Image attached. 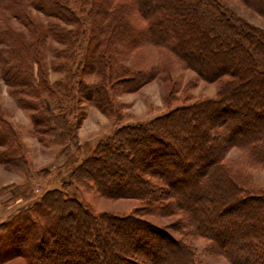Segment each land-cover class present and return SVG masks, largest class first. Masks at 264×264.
Returning <instances> with one entry per match:
<instances>
[{"label": "trees", "instance_id": "1", "mask_svg": "<svg viewBox=\"0 0 264 264\" xmlns=\"http://www.w3.org/2000/svg\"><path fill=\"white\" fill-rule=\"evenodd\" d=\"M70 1L31 3L51 17L60 16L66 24L79 21ZM244 2L264 14V0ZM77 3L86 13L84 24L90 25V35L82 57L72 62L77 63V71L100 77L99 83L87 88V94L109 98L107 86L136 90L163 73L167 66L161 61L146 68L123 63L126 55L148 44L170 52L201 78L218 81V93L215 98L182 104L151 120L116 129L73 168L72 176L107 197L140 200V211L95 216L64 188H55L35 204L48 208L40 209L41 221L32 218L33 213L27 217L16 214L18 224L9 228L12 247L24 248L31 264H52V257L60 261L57 264L64 262L60 255L66 247L59 246L67 239L90 249L91 256L103 262L109 258V264L119 257L126 264H142L138 260L147 262L148 256L163 258L160 264H199L187 242L141 216L147 211L158 216L177 215L176 231L183 234L188 230L187 234L207 239L208 251L223 255L232 264H264V192L254 189L248 174L237 173L224 162L228 148L236 146L252 164L264 165V31L236 16L219 0ZM85 4L90 8L84 9ZM46 30L60 42L71 43L69 31L62 33L53 25ZM72 97L77 99L74 93ZM227 111L232 118H221ZM49 112L56 126L67 119ZM259 117L261 121L256 119ZM250 123L253 127L245 128ZM66 128L60 127L62 132ZM235 128L244 129V133L234 137ZM190 182L194 187L186 190ZM71 231L73 236L65 237ZM122 237L132 244L130 255L128 250L111 254L109 246ZM160 238L169 242L164 255ZM27 244L36 251H30ZM65 262L77 264L74 257Z\"/></svg>", "mask_w": 264, "mask_h": 264}, {"label": "rangeland", "instance_id": "2", "mask_svg": "<svg viewBox=\"0 0 264 264\" xmlns=\"http://www.w3.org/2000/svg\"><path fill=\"white\" fill-rule=\"evenodd\" d=\"M219 1L236 16L264 31V14L244 0ZM70 4L77 9L79 21L65 24L60 16L51 17L38 10L31 0H0V264L32 263L24 248L12 247L14 241L9 238L12 237L9 228L18 224V215L25 217L27 213H33L32 218L41 221L40 209L47 211L48 208L35 204H40L44 193L52 189L64 188L95 216L104 213L123 216L140 211L143 205L140 200L107 197L97 187L84 185L79 177L72 176L73 168L94 153L99 142L114 134L116 129L151 120L182 104L215 98L218 93V81L201 78L170 52L148 44L126 55L123 63L146 68L161 61L167 66L163 73L136 90L125 91L120 85L114 89L107 86L109 98L87 94V88L99 83L100 77L77 71V63L72 62L80 60L85 52L90 25L84 24L86 13L79 8L81 4L77 0H71ZM85 5L84 9L90 8V4ZM135 20L140 22L138 17ZM48 25L57 26L58 30L65 27L66 31L60 32L69 31L71 43H62L56 36L49 35ZM73 93L77 99L72 97ZM49 111L66 117V121L61 120L56 126ZM226 115L232 118L228 111L220 117ZM261 117L256 119L261 121ZM254 123L245 128L253 127ZM60 127L68 130L62 132ZM243 130L235 128L234 137H240ZM224 162L232 165L237 173L248 174L254 189L264 192V165L252 164L246 153L236 146L228 148ZM187 186L186 190H192L194 184L190 182ZM141 216L165 226L175 237L187 242L194 249L199 264H232L223 255L210 253L207 239L187 234L188 230L183 234L176 231L173 225L178 220L177 215L158 216L146 211ZM119 226L118 229L122 227ZM70 236H73L72 231L65 233V237ZM23 238L20 236L22 247ZM117 241L109 246L110 253L120 255L128 250L130 255L131 242L125 237ZM160 241V253L164 255L169 242L164 238ZM63 245L66 252L60 256L64 264L69 257H74L77 264L110 263L109 258L105 257L107 261L103 262L91 256L90 249L68 239L59 247ZM27 248L36 251L33 245L27 244ZM38 255L42 257L41 253ZM50 260L52 264L60 262H55L57 258L53 257ZM138 261L160 264L164 259L148 256L147 262L142 258ZM114 264L126 262L119 257Z\"/></svg>", "mask_w": 264, "mask_h": 264}]
</instances>
